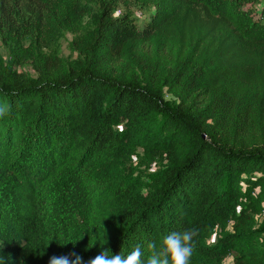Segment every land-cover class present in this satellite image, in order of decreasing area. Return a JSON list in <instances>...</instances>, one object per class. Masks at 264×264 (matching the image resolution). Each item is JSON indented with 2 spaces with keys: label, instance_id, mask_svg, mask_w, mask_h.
<instances>
[{
  "label": "trees",
  "instance_id": "1",
  "mask_svg": "<svg viewBox=\"0 0 264 264\" xmlns=\"http://www.w3.org/2000/svg\"><path fill=\"white\" fill-rule=\"evenodd\" d=\"M49 1L0 0V25L13 6ZM152 1L151 26L170 36L178 23L204 41L201 82L213 91L212 119L246 131L256 121L258 139L221 140L202 123L203 107L194 101H166L159 87L135 76L96 70L99 49L112 54L139 29L131 11L114 14L116 0H95L94 29L77 66L63 70L38 58L35 75H19L0 57V102L12 106L0 118V264H49L71 252L84 262L102 250L126 255L192 227L198 235L190 264L230 249H240L244 261L264 255L254 230L224 233L214 244L202 238L241 182L264 190V88L250 97L241 85L251 76L264 85V0ZM149 142L171 153L152 188L99 173L127 144ZM55 182L65 184L64 199L54 201Z\"/></svg>",
  "mask_w": 264,
  "mask_h": 264
},
{
  "label": "rangeland",
  "instance_id": "2",
  "mask_svg": "<svg viewBox=\"0 0 264 264\" xmlns=\"http://www.w3.org/2000/svg\"><path fill=\"white\" fill-rule=\"evenodd\" d=\"M81 1L80 7L60 0L13 6L7 23L0 25L1 59L10 62L19 75H35L38 58L63 70L77 66L98 11L95 0ZM115 6L114 14L131 11L139 32L134 38L126 39L112 54L99 49L94 56L96 70L121 78L135 76L143 83L159 87L166 101H194L195 105L203 107L202 123L221 140L244 143L248 138L258 139L260 125L256 121L246 131L238 123L226 130L212 119L211 106L207 104L213 91L201 82L207 55L197 30H182L177 23L170 36L164 35L159 28L150 25L154 9L152 0H116ZM241 85L250 97L260 95L264 88L261 76H251L248 81H241ZM114 126L122 129V121ZM178 151V148L172 150V156ZM170 159L168 150L150 142L130 143L104 163L99 173L120 176L144 191L158 182L162 168ZM240 184L241 191L232 196L226 212L207 222L202 233L204 243L214 244L224 233L254 230L259 245L264 247V190L258 183ZM65 189V184L55 182L54 201L65 198ZM243 262L264 264V255L254 259L249 256L244 261L240 249H230L217 257L203 259L199 264Z\"/></svg>",
  "mask_w": 264,
  "mask_h": 264
},
{
  "label": "clouds",
  "instance_id": "3",
  "mask_svg": "<svg viewBox=\"0 0 264 264\" xmlns=\"http://www.w3.org/2000/svg\"><path fill=\"white\" fill-rule=\"evenodd\" d=\"M12 106L7 102H0V118L11 113ZM198 235L195 227L182 231H169L159 241L151 240L145 244H137L126 255L111 254L100 251L87 262L75 252L66 255L52 256L49 264H190L196 247L195 237ZM75 242V241H71ZM93 243L88 245L92 247ZM3 257H0L2 260Z\"/></svg>",
  "mask_w": 264,
  "mask_h": 264
}]
</instances>
